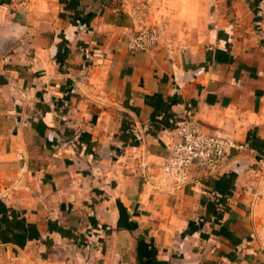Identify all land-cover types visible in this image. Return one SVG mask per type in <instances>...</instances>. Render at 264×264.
Here are the masks:
<instances>
[{
    "label": "crops",
    "instance_id": "crops-1",
    "mask_svg": "<svg viewBox=\"0 0 264 264\" xmlns=\"http://www.w3.org/2000/svg\"><path fill=\"white\" fill-rule=\"evenodd\" d=\"M190 116L234 147L174 186ZM0 264H264V0H0Z\"/></svg>",
    "mask_w": 264,
    "mask_h": 264
},
{
    "label": "built area",
    "instance_id": "built-area-1",
    "mask_svg": "<svg viewBox=\"0 0 264 264\" xmlns=\"http://www.w3.org/2000/svg\"><path fill=\"white\" fill-rule=\"evenodd\" d=\"M156 26H145L133 34L127 48L132 53L152 51L160 41ZM233 143L209 131L198 119L186 117L176 128L161 175L174 186H181L189 180L190 172L198 170L211 176L225 169Z\"/></svg>",
    "mask_w": 264,
    "mask_h": 264
},
{
    "label": "rangeland",
    "instance_id": "rangeland-1",
    "mask_svg": "<svg viewBox=\"0 0 264 264\" xmlns=\"http://www.w3.org/2000/svg\"><path fill=\"white\" fill-rule=\"evenodd\" d=\"M146 26H156L157 27V25H152V24H149V25H146ZM158 28V27H157ZM138 32V31H137Z\"/></svg>",
    "mask_w": 264,
    "mask_h": 264
}]
</instances>
